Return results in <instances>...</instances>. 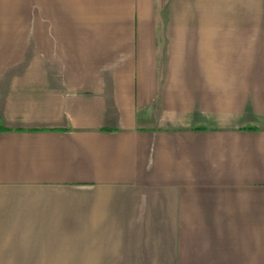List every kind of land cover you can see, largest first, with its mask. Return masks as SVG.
Returning <instances> with one entry per match:
<instances>
[{
  "label": "crops",
  "instance_id": "0c3cea01",
  "mask_svg": "<svg viewBox=\"0 0 264 264\" xmlns=\"http://www.w3.org/2000/svg\"><path fill=\"white\" fill-rule=\"evenodd\" d=\"M0 264H264V0H0Z\"/></svg>",
  "mask_w": 264,
  "mask_h": 264
}]
</instances>
